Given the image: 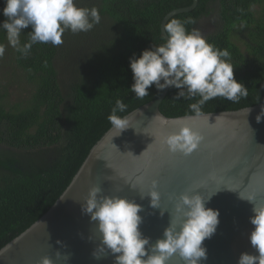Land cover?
I'll use <instances>...</instances> for the list:
<instances>
[{
    "label": "trees",
    "instance_id": "trees-1",
    "mask_svg": "<svg viewBox=\"0 0 264 264\" xmlns=\"http://www.w3.org/2000/svg\"><path fill=\"white\" fill-rule=\"evenodd\" d=\"M77 7H96L101 17L88 32L66 31L63 44L37 43L24 57L15 51L10 64L22 72L30 93L13 103L0 85V250L26 232L54 206L69 187L94 146L113 127L108 116L117 99L127 117L161 95L155 85L139 99L130 57L164 41L163 19L193 0H74ZM4 0H0V25ZM172 19L211 26L206 42L220 50L234 67V78L248 89L238 103L214 98L203 114L239 111L264 101V0H199L197 8ZM31 26L21 32L28 42ZM202 33V32H201ZM0 44L8 45L0 28ZM3 63V62H1ZM8 64V62H6ZM170 90L161 104L168 118L195 116L189 105L200 97L176 99Z\"/></svg>",
    "mask_w": 264,
    "mask_h": 264
},
{
    "label": "water",
    "instance_id": "water-1",
    "mask_svg": "<svg viewBox=\"0 0 264 264\" xmlns=\"http://www.w3.org/2000/svg\"><path fill=\"white\" fill-rule=\"evenodd\" d=\"M198 3L193 0L190 7L170 12L162 21V36L164 24L176 15L194 11ZM169 90L129 114L128 129L120 132L112 127L102 137L54 206L2 249L6 251L0 264H39L45 256L53 264H115L109 251L94 255L102 237L97 222L81 210L92 187H100L103 195L139 204L143 209L139 230L152 244L163 238L181 195L198 194L207 199L214 193L206 207L219 212V224L215 234L203 242L207 258L200 264H238L242 253L258 254L249 240L254 230L250 223L253 204L242 200L240 194L264 204V119L256 121L264 101L250 107L247 116L249 108L199 118H168L160 107ZM156 115L161 119H154ZM178 123L194 126L204 137L188 156L170 153L159 142L163 135L178 130ZM153 181L160 195L159 208L150 207L147 196ZM169 264L182 261L174 256Z\"/></svg>",
    "mask_w": 264,
    "mask_h": 264
},
{
    "label": "clouds",
    "instance_id": "clouds-1",
    "mask_svg": "<svg viewBox=\"0 0 264 264\" xmlns=\"http://www.w3.org/2000/svg\"><path fill=\"white\" fill-rule=\"evenodd\" d=\"M4 3L3 15L7 19L0 28L6 32L8 44L24 57L37 43L59 46L63 44L62 36L66 31L74 34L88 32L101 19L96 7H77L74 0H4ZM191 23H194L191 19L183 22L169 20L163 26L162 44L143 50L139 57L135 54L130 57L134 82L129 91L142 99L155 85L161 92L170 87L178 89L176 99L199 96L196 103L189 105L195 117L199 118L203 115L202 107L206 102L223 97L238 103L241 97H247L248 89L234 78V67L225 59L230 58L229 51L207 43L199 29L188 30L186 24ZM29 26L32 31L28 34V42L21 44V32ZM4 53L5 45L0 44V58ZM126 109L127 105L117 99L108 116L110 124L120 132L130 126L126 117L117 115ZM250 111L249 108L246 116ZM154 119L161 118L156 115ZM262 119L264 109L256 116L257 123ZM177 129L163 135L159 142L170 153L188 156L198 148L204 137L189 124L178 123ZM155 188L156 182L153 181V190L147 196L150 197V207L159 208L160 195ZM212 195L207 199L198 194L181 195L163 238L152 244L150 238L144 237L139 230L143 222L139 215L143 209L139 204L119 196L103 195L100 187H92L81 210L90 215L91 221L97 222V231L102 237L101 247L94 255L109 251L115 257V264H169L174 256L182 264H200L207 258L203 242L215 234L219 224V212L206 207ZM144 197L141 195L142 199ZM240 198L253 204L254 215L250 217V223L254 230L249 240L258 254L242 253L238 264H264V204H257L253 196L240 194ZM5 251L0 250V257ZM39 264L53 262L45 256Z\"/></svg>",
    "mask_w": 264,
    "mask_h": 264
},
{
    "label": "rangeland",
    "instance_id": "rangeland-1",
    "mask_svg": "<svg viewBox=\"0 0 264 264\" xmlns=\"http://www.w3.org/2000/svg\"><path fill=\"white\" fill-rule=\"evenodd\" d=\"M202 24V34L203 30L209 34L212 31L210 24L207 23V21H203ZM15 51L16 50L8 44L4 56L0 58V85L8 88L13 103L18 102L20 99L24 98L25 95L30 93V87H26L24 79L21 78L22 72L16 65L13 67L10 64L15 57ZM6 62H8V64H6Z\"/></svg>",
    "mask_w": 264,
    "mask_h": 264
},
{
    "label": "flooded vegetation",
    "instance_id": "flooded-vegetation-1",
    "mask_svg": "<svg viewBox=\"0 0 264 264\" xmlns=\"http://www.w3.org/2000/svg\"><path fill=\"white\" fill-rule=\"evenodd\" d=\"M203 24H201V27H202Z\"/></svg>",
    "mask_w": 264,
    "mask_h": 264
}]
</instances>
